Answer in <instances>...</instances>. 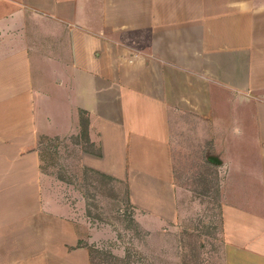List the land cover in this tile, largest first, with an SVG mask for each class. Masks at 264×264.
Segmentation results:
<instances>
[{
    "label": "crops",
    "instance_id": "crops-1",
    "mask_svg": "<svg viewBox=\"0 0 264 264\" xmlns=\"http://www.w3.org/2000/svg\"><path fill=\"white\" fill-rule=\"evenodd\" d=\"M80 111L85 156L151 227L176 223L174 173L196 163L225 264H264V0H0V264H90L36 150L77 135Z\"/></svg>",
    "mask_w": 264,
    "mask_h": 264
},
{
    "label": "rangeland",
    "instance_id": "rangeland-1",
    "mask_svg": "<svg viewBox=\"0 0 264 264\" xmlns=\"http://www.w3.org/2000/svg\"><path fill=\"white\" fill-rule=\"evenodd\" d=\"M36 59V71L48 73L51 65ZM49 111L45 115L51 122ZM81 132L80 126L70 138H41L36 150L44 180L60 185L64 211L76 214L81 241L92 246L93 264H225L224 222L211 169L196 163L176 167L178 219L151 227L147 205L131 203L132 209L127 183L104 174L95 158L85 156L96 150ZM185 144L196 148L192 141ZM130 196V202L134 197L139 203L137 194Z\"/></svg>",
    "mask_w": 264,
    "mask_h": 264
},
{
    "label": "trees",
    "instance_id": "trees-1",
    "mask_svg": "<svg viewBox=\"0 0 264 264\" xmlns=\"http://www.w3.org/2000/svg\"><path fill=\"white\" fill-rule=\"evenodd\" d=\"M80 125L82 127V132L81 134L84 135V137L86 138V141H89V136H88V125H89V118L88 115L85 111H80ZM96 154L98 156H100V152L96 151ZM40 160H41V156H40ZM42 169V167H41ZM105 176V175H104ZM106 177V176H105ZM127 198L128 201L132 207V209L134 210V207L132 206L131 202H130V195H129V190L127 191ZM79 245L81 246H85L90 254V264H93V255H92V246L83 243L82 241L79 242Z\"/></svg>",
    "mask_w": 264,
    "mask_h": 264
}]
</instances>
